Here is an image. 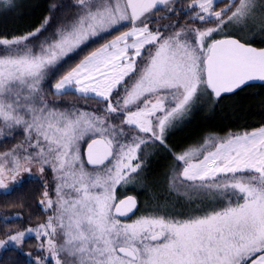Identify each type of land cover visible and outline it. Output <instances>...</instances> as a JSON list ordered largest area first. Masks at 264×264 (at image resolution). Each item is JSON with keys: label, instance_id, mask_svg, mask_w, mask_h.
<instances>
[{"label": "snow or ice", "instance_id": "6c2138e0", "mask_svg": "<svg viewBox=\"0 0 264 264\" xmlns=\"http://www.w3.org/2000/svg\"><path fill=\"white\" fill-rule=\"evenodd\" d=\"M47 12L26 33L0 31V143L22 136L0 151V253L17 252L16 264H264V127L180 153L167 143L202 97L264 85V47L238 35L264 34V0H49ZM49 89L96 107L62 108ZM148 148L172 156L178 198L204 207L122 222ZM32 181L36 225L7 207L31 206L10 197Z\"/></svg>", "mask_w": 264, "mask_h": 264}, {"label": "trees", "instance_id": "16d2710c", "mask_svg": "<svg viewBox=\"0 0 264 264\" xmlns=\"http://www.w3.org/2000/svg\"><path fill=\"white\" fill-rule=\"evenodd\" d=\"M61 1L64 2L65 0H57L59 3ZM48 3L49 0H33L27 16L20 22L12 21L9 23L8 29L16 30L20 29L21 26L23 28L25 26L32 28V25L38 21L44 12L48 14ZM224 98L226 105H229V103H232V106L235 105L232 111L228 109L223 110L222 107L215 111L216 114L212 117L210 115L208 119H203L208 121L207 124L201 123L195 132L187 133L190 135L183 136V139L180 134L171 135L170 143L173 148L175 149L184 140L196 137L205 130L224 133L228 131L249 130L264 125V85L251 84L242 90H237L235 93L225 94ZM173 165L174 161L172 156L164 150L155 152L147 157L142 170L138 175L133 177L126 191V195L130 194L137 199V210L145 208L154 210L153 212H155L158 209L162 213H168L175 208H185V203L182 201V198L173 196L167 189V177L172 172ZM42 191L43 189L38 181L28 182L22 189L16 190L18 194H14L10 199H25L31 206L21 208L19 204L9 203L7 207L22 210L26 218L31 217V224L38 223L45 217L36 204V201L40 199V193ZM4 199V197L0 196V205L3 204ZM11 227L16 228L19 225L12 224ZM35 244V240H29L24 247V251H33ZM17 259L18 254L15 251L9 250L0 253V264H16Z\"/></svg>", "mask_w": 264, "mask_h": 264}, {"label": "rangeland", "instance_id": "374dc122", "mask_svg": "<svg viewBox=\"0 0 264 264\" xmlns=\"http://www.w3.org/2000/svg\"><path fill=\"white\" fill-rule=\"evenodd\" d=\"M32 1L33 0H13V2L17 6L12 8L11 10H5L2 2H0V31L11 32L14 34H23V33H26L28 31L32 30L34 27L38 26L39 23L42 21L44 15L47 14L46 12H44L43 15L38 19V21L32 25V28L28 27V26H25V28H23L21 26L20 29H16V30L8 29L9 23H11L12 21L13 22L14 21L20 22L25 18V16H27V12H28L29 8L32 6ZM60 3L65 4V5H71V0H65L64 2L61 1ZM221 6H223V5H221ZM47 8H48V5H47ZM64 11L70 13L71 8L70 7L65 8ZM162 14L163 13H158V15H162ZM163 22L168 23L169 21H163ZM57 23H58V21L54 20L53 23L49 27V31H52L57 26ZM127 30H128L127 28L121 29V31H127ZM119 34H120L119 31H115V32L111 33L110 35H108L106 37L105 40H100L97 44L92 45L90 50H94L95 47H99L100 44L106 42L107 40L113 39L116 35H119ZM246 34H247V38H249V39L254 38L253 45H255L257 47L264 46V43H262V41H264V34H259L258 29L255 32H250L246 28L244 30V32L238 33V35H241V36H244ZM82 55L83 54H81L80 57H77L73 61H69V64L74 66V64L76 62H78V60L80 58H82ZM67 68H68V65L66 64L64 66L63 70H66ZM52 83L54 84L55 80H53ZM48 91H49L48 99L50 101L57 102L58 105L62 108L65 106H69V107L75 106L76 108L80 109L81 111L91 112L96 107L95 101L84 100V99L80 98L79 96H75L72 94H68V95H65L63 97H57V96L50 94L51 89H49ZM224 96H222L218 100H210L207 97H202L196 103V105L193 107L192 111L188 115L183 117L182 121H178L176 123V126L171 131H169L168 136H167V143H168L169 147H171L173 149V151H175L176 153H180L181 151H183L189 147H199L200 145H202L204 143L205 138L210 137V136L223 137V136L228 135L229 133H241V132H245V131L250 132L254 129L260 128V127H257L254 129H249V130L247 129V130L234 131V132L228 131V132H224V133L213 132L212 130H205V131L201 132L199 135H197L196 137L189 138L188 140L187 139L184 140L183 143L181 142V145L177 146L174 149L170 143V139H171L170 136L171 135L180 134L182 136V139H183V136L190 135L187 133H189V132L192 133V131L195 132L197 127H199L198 125H200L201 123L207 124L208 121L203 120V119H208L209 118L208 116H210V115L212 117L213 115L216 114L215 111L221 109L222 107H223V110L228 109V110L232 111L234 109L235 105L232 106V103H229V105H226V101H225ZM261 127H264V126H261ZM21 140H22V136L16 135L12 139L3 141L2 143H0V151L6 150L8 147H11L14 143H19ZM84 146L85 145L82 146V152H83ZM161 151H163V150H160L157 152H161ZM146 152H147V156L145 157V161H146L148 156H151L154 153V150L151 148H148V149H146ZM89 168H91V167H89ZM169 174H170L169 177H167V179H168L167 189H168L169 193H171L173 196L178 197L176 191L171 190L169 188V183L171 181L173 172H170ZM135 175L136 174H133V177ZM49 178H50V175H49ZM181 191H183V190H181ZM182 201L185 203V208H175L174 210H172L168 213L169 214L176 213V212L188 213V212L194 211L198 207H204L205 206V205H200V204L188 205L187 201L183 198H182ZM153 211L154 210H148L145 208L144 209H138V210H136L135 214L131 216V219L123 220L122 222L131 223L133 220H135L136 218H138L140 216L164 214L161 211H159V212H157V211L153 212ZM44 219H45V217L41 221H43ZM41 221H39V222H41ZM38 223H34L33 225H36Z\"/></svg>", "mask_w": 264, "mask_h": 264}, {"label": "water", "instance_id": "95a60500", "mask_svg": "<svg viewBox=\"0 0 264 264\" xmlns=\"http://www.w3.org/2000/svg\"><path fill=\"white\" fill-rule=\"evenodd\" d=\"M254 47H257V46H255V45H253ZM262 47H264V46H262ZM253 84H261L260 82H256V83H253ZM225 95V94H224ZM83 151H86V144H85V146H84V149H83ZM89 167H91V166H89ZM130 195V194H129ZM132 196V195H131Z\"/></svg>", "mask_w": 264, "mask_h": 264}, {"label": "flooded vegetation", "instance_id": "af4514ba", "mask_svg": "<svg viewBox=\"0 0 264 264\" xmlns=\"http://www.w3.org/2000/svg\"><path fill=\"white\" fill-rule=\"evenodd\" d=\"M261 126H264V125H260V126H258V127H261Z\"/></svg>", "mask_w": 264, "mask_h": 264}]
</instances>
